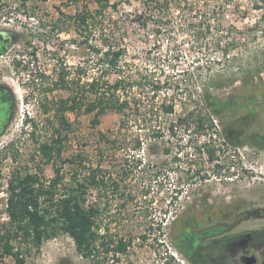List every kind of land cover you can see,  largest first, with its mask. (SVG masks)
Wrapping results in <instances>:
<instances>
[{
	"label": "rangeland",
	"instance_id": "1",
	"mask_svg": "<svg viewBox=\"0 0 264 264\" xmlns=\"http://www.w3.org/2000/svg\"><path fill=\"white\" fill-rule=\"evenodd\" d=\"M111 1L118 6L106 9L102 24L127 48L124 62L136 80L145 83V93L151 94L152 81L161 85L167 82L158 93V100L162 99L174 90L171 83L178 81L175 112L158 115V125L177 121L182 113L180 100L194 91L195 76L205 82L209 73H220L206 85L223 102L235 100L238 106L236 114L233 104L225 106L220 119L214 116L217 130L264 135V0L201 1L200 8L211 18H218L221 26L213 23L198 41L181 27L156 26L146 19L141 15L147 7L143 0ZM83 5L72 0H29L26 5L21 0H4L0 8V33L10 36L9 32H16L0 54V84L15 98L14 116L0 136V229L10 225L8 180L13 176L33 172L49 184L56 167L69 180L73 173H86L89 166H95L107 180L106 187L89 194V202L101 210L96 228L100 239L96 243L130 241L129 255L122 257L130 264H192L175 243L188 225L186 218L201 220L206 208H218L221 211L216 219L223 220L238 199H249L264 189V147L248 136L243 137L242 145L234 147L215 129L201 134L194 124H179L175 133L158 139L155 152L148 148L144 152L129 150V136L126 147L115 150L99 137L100 132L117 128L121 114L109 111L96 125L94 113L83 112L69 113L73 132L63 149V158L75 162L61 158L47 161L39 147L50 142L59 128L52 108L67 95L57 84V75L68 66L73 76L78 64L87 59L73 19ZM89 6L94 9L97 4L90 2ZM32 13L35 17L29 18ZM195 29L206 31L205 27ZM217 36L221 37L220 44ZM210 136L219 148L213 162L204 148L200 150ZM167 147L171 148L168 154ZM81 153L83 160L76 158ZM196 168L200 175L190 179ZM203 175L208 178L202 179ZM112 178H118V188ZM95 249L101 264L113 263L112 252L102 245ZM95 257L83 256L74 240L60 233L45 240L39 250L33 248L26 264H96ZM0 260V264L14 263L8 255Z\"/></svg>",
	"mask_w": 264,
	"mask_h": 264
},
{
	"label": "trees",
	"instance_id": "2",
	"mask_svg": "<svg viewBox=\"0 0 264 264\" xmlns=\"http://www.w3.org/2000/svg\"><path fill=\"white\" fill-rule=\"evenodd\" d=\"M21 1L23 5H26L29 0ZM72 1L75 3L82 1L84 4L73 19L75 30L80 37L79 46L87 55V59L78 64V72L73 76L70 75L68 66H64L57 75V84L65 89L67 95L59 98L52 108L53 117L57 119L59 128L55 130L50 142H43L39 147L40 153L47 158V161L61 158L64 162H75L73 159L63 158V149L65 141L73 132V122L69 113L79 115L83 112L94 113L93 123L96 125L109 111L121 114L117 128L100 132L99 137L100 141L109 142L115 150L126 147V136H129L131 139L129 150L144 152L148 148L155 152L158 139L166 133H175L179 124L185 126L194 124L201 134L206 129H215L216 133L224 135L225 140L234 147L242 145L243 137L247 136L264 147V135L257 133L248 135L240 130H229L224 134L217 130L215 117L220 119V112L225 109V106L230 108L233 104H236V106L233 105L236 114L238 106L235 100L223 102V99L206 85L207 82L214 81V77L220 73H209L205 82L201 80L199 82V78L195 76L196 87L189 96L180 100L182 113L177 121H171L168 124L165 122L168 126L158 125V115L170 116L175 112L178 81H176L177 84L171 83L170 88L174 90L168 91L162 99L158 100V93L167 82H159L162 83L161 85L158 84V80L152 81L151 94H146L145 83L136 80L134 72L124 62L127 48L121 40L116 38V33L107 32L108 28L102 24L106 9L117 8L118 2ZM201 1L206 3L207 0H143L147 7L144 11L141 10V15L152 20L156 26L161 25L172 29L181 27L198 41L207 35L213 23H218V28L221 26L220 21L216 22L218 18H211L204 9L200 8ZM90 2L96 3L97 7L92 9L89 6ZM3 5L4 0H0V8ZM28 16L32 18L35 14ZM196 27L201 29L205 27L206 31L197 30ZM9 33L10 36L0 33V54L6 51L13 36L16 35L14 31ZM216 40L218 44L222 42L220 36H217ZM28 43L31 44L30 41ZM252 112L250 110L251 114ZM122 133L125 138L121 136ZM212 139L210 136L208 142L200 146V150L204 148L207 152L211 162L216 160V152L219 149L212 143ZM146 143L148 146L144 147ZM166 151L167 154L170 153L171 148L167 147ZM76 158L85 159L82 153ZM99 171L101 172L99 167L89 166L86 173L81 170L80 173H73L69 180H65L62 169L56 167L55 176L51 178L49 184L42 182L41 176L33 172L10 178L7 199L10 225L0 229V248L2 249L0 257L8 255L13 258V264H26L27 255L33 248L39 250L45 240L54 238L60 233L68 234L74 240L78 252L83 256H92L96 248L98 237L96 225L101 210L95 203L89 202V194L93 189L107 186L105 176ZM200 173L201 171L196 168L190 179ZM201 178L207 179L208 176L203 175ZM112 182L114 187H119L118 178H112ZM110 241H102L103 249L107 252L111 249ZM125 246L126 242L120 239L114 249L124 251ZM214 249L210 248V253L213 255L217 254V249Z\"/></svg>",
	"mask_w": 264,
	"mask_h": 264
},
{
	"label": "flooded vegetation",
	"instance_id": "3",
	"mask_svg": "<svg viewBox=\"0 0 264 264\" xmlns=\"http://www.w3.org/2000/svg\"><path fill=\"white\" fill-rule=\"evenodd\" d=\"M14 106L13 93L0 84V136L14 116ZM215 210L206 208L201 220L186 218L188 225L175 239L179 250L192 264H264V189L249 199H238L223 220L216 219L221 209ZM125 242L124 251H116L113 242L110 245L108 253L112 252V264H130L122 260L123 256L129 255L130 241ZM96 245L100 246L102 242ZM211 247L217 249V254L210 253ZM94 251L96 264H101L99 250Z\"/></svg>",
	"mask_w": 264,
	"mask_h": 264
}]
</instances>
